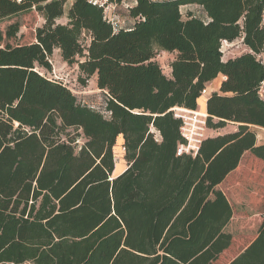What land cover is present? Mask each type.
Instances as JSON below:
<instances>
[{
  "label": "trees",
  "instance_id": "obj_1",
  "mask_svg": "<svg viewBox=\"0 0 264 264\" xmlns=\"http://www.w3.org/2000/svg\"><path fill=\"white\" fill-rule=\"evenodd\" d=\"M31 12L44 21L34 42L0 31V264H212L239 222L219 187L246 154L264 164V0H0V25ZM237 40L248 52L224 61ZM55 50L83 87L96 79L102 103L49 77ZM161 53L175 54L170 74ZM220 75L207 128L237 131L179 155L174 110L196 111ZM120 137L128 167L112 179ZM253 179L234 191L239 210L264 203V171ZM229 264H264V216Z\"/></svg>",
  "mask_w": 264,
  "mask_h": 264
},
{
  "label": "crops",
  "instance_id": "obj_2",
  "mask_svg": "<svg viewBox=\"0 0 264 264\" xmlns=\"http://www.w3.org/2000/svg\"><path fill=\"white\" fill-rule=\"evenodd\" d=\"M130 5L135 4V0H129ZM235 42H240L242 45L243 51L248 52V49L243 45L242 40H237ZM233 43H228L224 42L226 44H234ZM223 43V44H224ZM59 53L60 51L57 50ZM224 53V49H223ZM163 54L164 57H168L166 60L167 66H168V71L167 73H171V69L169 67L170 63L175 59V54H169V53H161ZM235 55L233 57H230L229 54H225L223 56V60L227 61L231 58H235ZM66 64V63H65ZM225 78L220 75L216 80L208 84L207 95H203L202 98L198 102V108L197 111L200 112L203 115L207 114V100L213 93H219L220 94V88L223 83ZM96 82V79H94ZM182 109H178V111H181ZM254 132L256 134V141L258 146H263L264 145V129L254 127ZM123 145V138L120 137L118 139L117 147L119 146L120 150L122 153V157L124 158V148H122ZM116 147V148H117ZM122 162V161H121ZM128 167V165H127ZM127 169V168H126ZM125 169V171H126ZM258 170V171H257ZM124 171V172H125ZM264 171V164L262 162H259L255 159H251L249 155H245L244 158L242 159L239 167L237 170L232 172L225 182L219 187V190L222 192V194L225 196L227 199L228 203L233 209V216L232 220H238L239 222L236 224L235 227V235L233 236V233H231L232 236V242L228 250L223 252L216 261H214L212 264H223V263H231L235 259L238 258L242 253H244L251 245L252 243L256 240L258 236V231L262 222V218L264 216V203L259 206H255V209L250 210V206H247L248 208L239 210L238 205H245L243 204V201L237 200V203L232 199L234 196V191H240L243 192L242 190H245L247 182H253L254 176L258 172ZM116 178L112 174V179ZM257 183V182H256ZM258 184V183H257ZM235 205L236 208H235Z\"/></svg>",
  "mask_w": 264,
  "mask_h": 264
},
{
  "label": "rangeland",
  "instance_id": "obj_3",
  "mask_svg": "<svg viewBox=\"0 0 264 264\" xmlns=\"http://www.w3.org/2000/svg\"><path fill=\"white\" fill-rule=\"evenodd\" d=\"M106 13L110 16H112V14L113 15L115 14V17L118 18L120 25L127 26L128 24H130V20L127 16L128 14L125 7L122 8L120 7L116 9L115 7L109 6L108 9H106ZM57 23L65 24L66 19L63 18L57 21ZM13 24H18L19 32L15 36V38L11 39L8 38V28ZM43 24H44L43 19L36 12H31L29 14L20 16L19 18L14 19L10 22L1 24L0 31L3 33L4 37H6L7 39L6 43L10 44L11 46L29 44L35 41L36 30L42 27ZM223 49L225 54L230 53V57L245 53V50L243 51L240 42H235L234 44L224 43ZM156 59L159 61L163 71L167 73L168 66L166 60L168 59V57L167 56L164 57L163 54H160ZM50 61L53 68L52 73L49 75L50 78H56L57 80L62 81L65 85H67V87L72 91V93L76 95V97H78V99H80L81 101H86L88 104H93L94 106H98L100 103H102L104 94L98 89L94 79L89 80L87 85L83 87L78 82V77H79L78 67L76 65L69 66L65 64L62 61L60 53L57 50L54 51L52 57L50 58ZM207 94L208 91L206 88V93L203 95H207ZM174 112L178 113V110L175 109ZM235 131H237V125L234 124H228L224 129L218 131L209 130L207 128L205 139L208 137L223 135ZM79 141H80L79 145H81L83 143L82 139H80ZM118 150H120L119 146L116 148V154H117L116 167L113 171V175L116 177L120 176L127 168V162L122 157L121 155L122 152L121 151L118 152Z\"/></svg>",
  "mask_w": 264,
  "mask_h": 264
},
{
  "label": "built area",
  "instance_id": "obj_4",
  "mask_svg": "<svg viewBox=\"0 0 264 264\" xmlns=\"http://www.w3.org/2000/svg\"><path fill=\"white\" fill-rule=\"evenodd\" d=\"M92 2L94 4L104 5L107 3V0H92ZM109 6L114 7L112 5ZM108 7L106 9H108ZM107 16L110 17V15L108 14ZM111 21L114 27L117 28L118 25L115 20L111 19ZM205 93L206 91H204V94ZM176 117L180 118L183 121L181 135L185 141L184 144H180L178 146V154L191 155L195 157L200 150V146L203 140L205 139L208 115H203L198 111L181 110L176 113Z\"/></svg>",
  "mask_w": 264,
  "mask_h": 264
},
{
  "label": "bare ground",
  "instance_id": "obj_5",
  "mask_svg": "<svg viewBox=\"0 0 264 264\" xmlns=\"http://www.w3.org/2000/svg\"><path fill=\"white\" fill-rule=\"evenodd\" d=\"M179 108H177L176 110H178ZM182 110H186V109H182Z\"/></svg>",
  "mask_w": 264,
  "mask_h": 264
}]
</instances>
